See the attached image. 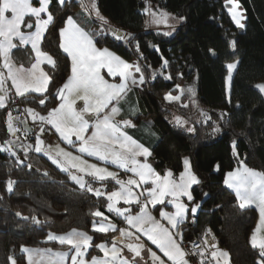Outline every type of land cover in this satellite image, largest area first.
Instances as JSON below:
<instances>
[{
	"label": "trees",
	"instance_id": "16d2710c",
	"mask_svg": "<svg viewBox=\"0 0 264 264\" xmlns=\"http://www.w3.org/2000/svg\"><path fill=\"white\" fill-rule=\"evenodd\" d=\"M227 1L95 0L101 20L88 9L93 0H66L63 4L51 0L54 22L41 44L43 52L56 61L55 67H46L51 77L48 90L11 96L6 107L0 108V149L11 142L9 151L0 150V264H11L12 259L23 264L25 247L65 248L49 241L48 234H64L73 228L92 236L93 245L112 244L125 224L108 211L104 196L78 187L46 155L25 147L33 144L41 127L35 128L38 121L27 115V109L47 116L59 104L57 89L70 75V58L59 47L60 31L68 17L93 31L98 46L139 65L144 83L130 89L125 100L138 110L129 118L148 126L156 136L149 157L155 170L162 175L170 170L178 177L187 159L199 179L191 190L193 199H184L188 213L180 225L181 239L197 242L212 231L220 249L229 253L230 264H260L264 258L251 243L257 211L240 208L224 181L240 162L264 172V100L255 90L257 84H264V0H236L246 17L244 28L234 24ZM147 3L179 21L175 33L147 29ZM11 55L16 64L25 67L35 61L33 50L25 45L16 47ZM232 63L237 66L227 88V65ZM168 95L179 99L170 102ZM9 113L18 123L26 120L32 131L25 134L22 126L12 136L7 127ZM87 179L100 191L119 187L111 179ZM9 180L14 181L11 191ZM194 205L199 206L196 215ZM96 211L104 216L93 215ZM132 211H138V205ZM102 220L111 221L117 230L94 231L93 224ZM89 254L99 256L101 250L93 247Z\"/></svg>",
	"mask_w": 264,
	"mask_h": 264
},
{
	"label": "snow or ice",
	"instance_id": "6c2138e0",
	"mask_svg": "<svg viewBox=\"0 0 264 264\" xmlns=\"http://www.w3.org/2000/svg\"><path fill=\"white\" fill-rule=\"evenodd\" d=\"M59 2L63 4L64 0H59ZM228 2L233 5L230 9L232 19L238 27L243 28L244 24L241 22L243 15L238 11L239 3L236 0H228ZM37 3L39 6H34L32 0H0V55L4 58L3 67L7 69V77L0 72V93H4L0 95V108L6 107L9 98L7 89L4 87L6 79H11L16 94L21 97L29 92L44 93L48 90L51 77L40 66L46 61L55 67L56 61L51 55L43 52L40 45L49 26L53 24L54 17L49 11L51 0H37ZM92 8L95 9L96 15L103 20L95 0H93ZM42 14H46V18ZM26 17H28L27 20ZM166 18L167 14H163L157 22H166ZM22 28H35V30L26 32L22 31ZM113 35L117 39L121 38L115 31H113ZM60 36L62 42L59 47L71 59V75L56 92L62 102L58 107L53 108L47 116L40 115L34 109H27V112L33 121L39 120L41 125H51L69 145L76 147V141H78L80 153H86L100 161L115 164L118 168L133 173L135 178L129 177L126 181L122 180L118 178L116 172L110 171L107 167L89 163L82 156L73 155L72 152L66 151L59 145L55 147V155H52V152L49 151L51 146L46 149L45 142L40 137L36 138L35 151H43L48 154L53 163L63 171L75 169L76 172L71 175V179L81 188H86L88 192H94L96 196L107 195V200L110 201L107 205L108 211H115L117 215L124 216L128 225L135 229V232L128 229L119 230L121 237H135V242L126 245L127 249L135 254V257H141L146 247L145 244L139 242L140 236L136 234L141 233L163 253V256L171 264H189L186 258L189 253L176 238L180 233L174 234L171 229L178 228L188 213V207L182 202L181 197L186 196L191 201L193 196L189 189L192 185L200 182L192 172L190 162L187 159L184 160L185 170L180 174L178 181L172 178L173 173L170 170L166 175L161 176L151 164L146 162V158L152 155L149 148L134 140L123 131L121 122L115 121L114 117L119 114L120 109L113 106L109 111H105L110 104L118 103L123 98L130 90V84L144 83L142 74L139 80L133 75V71L141 72L139 65L129 64L107 48H97L93 34L81 27L72 17L67 18V26L61 29ZM14 40H18L25 46L30 44L32 50L35 51L36 60L30 68L25 69L23 65L16 67L13 64L11 52L17 47ZM232 44L234 47L235 41ZM236 66L235 63L227 65L229 86L231 73L236 69ZM102 69H106L107 74L112 77H120L122 82L119 84L109 83L101 75ZM168 79L171 77L169 76ZM256 87L264 92V84ZM166 99L171 102L178 100L179 97L168 95ZM77 100L84 102L83 107L79 110L75 106ZM39 103L45 104V99H40ZM14 119L9 113L7 125L13 136L19 131L14 124ZM122 124L126 127H135L128 120L123 121ZM90 128L93 130L89 134ZM39 131L43 134L44 127L41 126ZM27 132L28 129H25V134ZM10 148L11 142L8 143V147L0 150L9 151ZM138 157H144L145 162H141ZM77 173H83V175ZM84 176H89L97 181L111 179L115 181L116 185H119V190L105 193L99 189H93ZM150 182L153 186L144 189L147 196L139 214L125 215L130 210L116 206L120 201L125 204H140L139 197L144 192L137 194L134 188H141L142 185H148ZM224 182L229 188L234 189L240 208L244 209L255 205L259 209L261 222L251 237V243L253 248L259 249L260 256L264 258V235H261L264 232V173L244 167L242 171L229 172ZM13 184L14 181H8L9 191L12 190ZM166 197L172 198L169 202L174 204L175 212H160V215L168 221L170 228L163 226L147 211L149 204L153 207L163 204ZM197 207L199 206L197 205ZM195 211L196 208H193L192 212ZM93 215L104 216L100 211H96ZM35 222L39 223L38 220ZM93 229L102 233L117 230L114 224L99 222L93 224ZM47 239L57 241L60 245H67L68 250L53 252L51 249L39 250L25 247L22 251L27 254L28 264H69V260L70 264H130L127 258L121 256L123 249H118L115 244L110 249L105 243L93 245L92 236L75 228L61 235L49 233ZM93 247H98L104 253L103 258H86L87 250ZM213 247L216 248L211 252L214 264H221V260L223 264H230L229 253L220 250L216 245ZM148 251L151 253L153 264H165V260L156 252L151 249ZM12 264H17L16 259H12ZM131 264H137V262L133 260ZM260 264H264V259H261Z\"/></svg>",
	"mask_w": 264,
	"mask_h": 264
},
{
	"label": "crops",
	"instance_id": "0c3cea01",
	"mask_svg": "<svg viewBox=\"0 0 264 264\" xmlns=\"http://www.w3.org/2000/svg\"><path fill=\"white\" fill-rule=\"evenodd\" d=\"M237 3H239L238 1H236ZM229 6H230V8H232L233 7V5L231 4V3H229L228 4ZM239 5H240V8L238 9V11H240L241 13H242V15H243V19H242V23L244 24V22H245V20H246V17L244 16V11L241 9V4L239 3ZM228 13H229V15L231 16V18H232V15H231V11H230V9H228ZM10 15V14H9ZM233 20V19H232ZM233 22H234V24L236 25V27H238L237 26V24L235 23V21L233 20ZM244 27H245V24H244ZM243 27V28H244ZM240 28V27H239ZM46 34V33H45ZM42 44V43H41ZM29 46L31 47V45L29 44ZM40 47H41V45H40ZM13 50V49H12ZM42 50V49H41ZM34 51V50H33ZM43 51V50H42ZM12 53V52H11ZM34 53H35V51H34ZM123 59V58H122ZM11 60H12V62H13V64L16 66V67H19V66H21V65H18V64H16L15 62H14V60H13V58H12V55H11ZM35 60H36V54H35ZM125 60V59H124ZM125 61H127V60H125ZM128 62V61H127ZM35 63V62H34ZM129 64H134V63H130V62H128ZM2 65H3V63H2ZM135 65V64H134ZM25 69H28V68H30V67H25V66H23ZM41 69L44 71V72H46L47 73V70H46V67H52L51 65H49L46 61H44L43 63H41ZM0 68H2V71L3 70H6L7 71V69H5L4 67H0ZM235 71V70H234ZM233 71V72H234ZM106 72V71H105ZM134 72V76H135V78L137 79V80H139V77L141 76L140 75V72H135V71H133ZM232 72V73H233ZM48 74V73H47ZM48 76H49V74H48ZM104 78L106 79V80H108V81H111L112 80V76H110V75H105L104 76ZM118 78V77H117ZM8 81V84H9V86L10 85H12V81H11V79H8L7 80ZM50 83V82H49ZM141 85L142 84H137V85H130L129 86V89H134V88H140L141 87ZM48 86H49V84H48ZM228 88V87H227ZM12 91V92H11ZM130 90H128L127 92H126V94L129 92ZM7 92H9L10 93V95L11 96H14V97H19V95H17L16 94V91H15V87H13V88H11V89H9V90H7ZM29 93H34V94H44V93H38V92H29ZM28 94V93H27ZM125 94V95H126ZM125 95L123 96V98L122 99H120L119 100V102L117 103H114V104H111V106H110V108H108V109H105V111L106 110H110L111 109V107H113V106H116V107H118L119 109H120V112H119V114L118 115H116L115 117H114V119H115V121H118V122H121V126H122V129H123V131H125L129 136H131L134 140H136V141H138L140 144H143L145 147H147V148H149V150L151 151V153H152V146L155 144V141H156V136H155V134L150 130V128L148 127V126H146V125H139V124H136L135 123V121H133V119L132 118H129L130 116H133V115H135V114H137V112H138V110H136V108L135 107H133V105H131L128 101H126L125 100ZM120 101H123V105H121V104H119L120 103ZM52 110V109H51ZM50 110V111H51ZM107 112V111H106ZM25 115V114H24ZM27 115L29 116V113H27ZM13 116V115H12ZM14 117V116H13ZM30 117V116H29ZM15 118V117H14ZM31 118V117H30ZM32 119V118H31ZM30 119V120H31ZM124 119V120H123ZM126 120H128V121H131V123L133 124V125H135V127H130V126H123V124H122V122L123 121H126ZM40 124H41V122L39 121V120H37ZM14 124L17 126V124H18V121L16 120V118L14 119ZM41 126H43L44 127V129H45V135H47V136H49L50 138H51V141L52 142H55V143H57L55 146H54V148L57 146V145H65L66 146V151H69V152H76L77 154H73V155H79V156H82L85 160H87L89 163H93V164H97L98 166H100V167H107L110 171H113V172H116L117 174H118V178H120V179H122V180H127L129 177H133V178H135L134 176H133V173H131V172H126L125 170H123V169H121V168H118L115 164H111V163H106V162H104V161H100V160H98L96 157H94V156H88L86 153H80L79 151H78V147H79V142L78 141H76V147H73L72 145H70V146H67L66 144H68V143H63V144H60V142H61V140H60V138H59V135H58V133L55 131V129L54 128H52V126L51 125H48V124H43V125H41ZM40 129V128H39ZM93 129H89V134L91 133V131H92ZM46 136V137H47ZM35 137H36V135H35ZM73 140H75V137H73ZM37 145H36V141L34 140V142H33V144L32 145H27V144H25V147L27 148V149H31V150H33V151H35V147H36ZM47 148V147H46ZM49 151H51V152H55L54 150H51V149H49ZM36 152V151H35ZM37 153H41V154H44V155H46L51 161H52V159L50 158V156L48 155V154H46L45 152H37ZM52 155H55L54 153H52ZM150 157V156H149ZM149 157H147L146 158V162L147 163H149V164H151L150 162H149ZM138 159H140L141 160V162H145V158L144 157H138ZM53 162V161H52ZM55 164V163H54ZM56 165V164H55ZM57 166V165H56ZM152 166V165H151ZM58 167V166H57ZM153 167V166H152ZM60 168V167H59ZM154 168V167H153ZM61 169V168H60ZM155 169V168H154ZM68 173H69V175H70V177H71V175H72V172H76V170L75 169H70V171H67ZM156 172H158V171H156ZM159 173V172H158ZM78 175H83V173H77ZM160 174V173H159ZM161 176H164V175H166V174H164V175H162V174H160ZM89 176H84V179L88 182V178ZM179 177H180V175L178 176V177H176V176H174L173 175V179H175V180H179ZM227 179V175H226V178H225V180ZM72 180V179H71ZM73 181V180H72ZM76 185H77V183L75 182V181H73ZM78 186V185H77ZM153 185H151V182L148 184V185H142V187L141 188H134V191L137 193V194H139V193H141V192H144V194L143 195H140V204H136V203H132V204H125L123 201H120V203L119 204H117L116 206L117 207H119V208H121V209H125V208H127V209H129L130 211L128 212V213H125V215H137V214H139V212H140V208L142 207V205H143V203L145 202V197L147 196V192L146 191H144V189H146V188H148V187H152ZM193 186V185H192ZM79 187V186H78ZM228 187V186H227ZM229 188V187H228ZM229 189H231V190H233L232 188H229ZM117 190H119V187L117 188V189H115V190H113V191H117ZM101 192H105V191H101ZM105 193H107V192H105ZM106 199H107V195H103ZM182 198V197H181ZM184 198H186V197H184ZM172 198L171 197H166L165 198V202L163 203V204H157V205H155V207H153L151 204H149V207H148V209H147V211L152 215V216H154L155 218H156V220L157 221H159L163 226H165V227H171L169 224H168V221L166 220V219H164L163 217H161V215H160V212H168V213H174L175 212V206H174V204L173 203H170L169 201L171 200ZM107 202L108 203H110V201H108L107 200ZM108 205V204H107ZM133 205H138V211H136V212H133L132 211V206ZM164 205V206H163ZM157 206H161L159 209H155ZM108 209V208H107ZM111 214H113V215H115V216H117V217H119V218H121L124 222H125V224L120 228V229H128L129 231H132V232H135V229H132L129 225H128V223H127V221L125 220V218H124V216H119V215H117L116 214V212L115 211H112V212H110ZM185 220H186V218H185ZM184 220V221H185ZM183 221V222H184ZM182 222V223H183ZM99 223H105V224H108V223H111V224H113L111 221H109V220H102V221H100ZM181 223V224H182ZM180 224V225H181ZM180 225L178 226V228H176V229H171V231L174 233V234H176L177 232L178 233H180V235L179 236H177L176 238H177V240L181 243V232H180ZM78 230V229H77ZM79 231H81V230H79ZM85 232V231H84ZM65 234V233H64ZM137 235H139L140 236V243H143V244H145L146 245V247H145V249H144V251L142 252V256L141 257H135V254L134 253H132V252H130L128 249H127V247H126V245L128 244V243H133V242H135V237H121V240L120 241H115L114 243H112V244H107V246H108V248L110 249L111 247H112V245L113 244H115L116 245V247L118 248V249H123V252L121 253V256H122V258H127L128 260H129V262H130V264H131V262L133 261V260H135L136 262H137V264H153V261H152V257H151V253L148 251V249H151V251H154V252H156L157 253V255H159L163 260H165V264H171V262H169V261H167V258L166 257H164L163 256V253L162 252H160V250L155 246V245H153L152 243H151V241H149L148 239H147V237H145V236H143L141 233H136ZM58 235H61V234H58ZM118 236H120V231L118 232ZM117 239V238H116ZM57 242V241H56ZM57 243H59V242H57ZM124 243V244H123ZM65 246V248H52V247H27V248H29V249H39V250H44V249H51L53 252H55V251H67L68 250V246L67 245H64ZM181 246H182V243H181ZM91 249V248H90ZM90 249H88L87 251H88V256L86 257V258H90V257H99V258H103V256H104V253L101 251V255H99V256H97V255H90L89 253H90ZM221 250V249H220ZM25 254V262L23 263V264H28V260H27V254L26 253H24ZM70 255H71V253H70ZM11 264H12V261H11ZM17 264H19L18 262H17ZM69 264H70V260H69ZM221 264H222V262H221Z\"/></svg>",
	"mask_w": 264,
	"mask_h": 264
},
{
	"label": "rangeland",
	"instance_id": "374dc122",
	"mask_svg": "<svg viewBox=\"0 0 264 264\" xmlns=\"http://www.w3.org/2000/svg\"><path fill=\"white\" fill-rule=\"evenodd\" d=\"M66 0H64V2H65ZM32 2H33V5L34 6H39L38 5V3H37V0H32ZM226 4H227V7H228V9H231L230 8V6L228 5L229 4V2L227 1L226 2ZM88 9L92 12V13H94L95 12V9H93L92 8V3H90V4H88ZM227 9V10H228ZM144 12H145V14H146V27H147V29H153V30H157V31H160V32H163V33H165V34H173V33H175V31H176V28H177V26L179 25V21L178 20H176L172 15H170L167 11H165V10H161V9H159L157 6H155L154 4H151V3H147L146 4V8L144 9ZM94 14H96V13H94ZM163 14H167V18H166V22H157V21H159L160 20V17L163 15ZM42 16L44 17V18H46V14H42ZM26 18H28V17H26ZM74 19V18H73ZM75 20V19H74ZM67 26V21H66V23H65V26L64 27H66ZM82 27V26H81ZM84 28V27H83ZM85 29V28H84ZM35 30V28H33V30L32 31H34ZM86 31H88V32H90V33H92L93 34V31H89V30H87V29H85ZM22 31H25L23 28H22ZM27 32V31H26ZM93 39H94V41H95V38H94V36H93ZM61 42H62V38H61ZM96 42V41H95ZM14 43H16L17 44V47L18 46H23L22 44H20L19 43V41L18 40H14ZM27 46H29V45H27ZM30 47V46H29ZM96 47L97 48H100V49H104L105 47H100V46H98L97 45V43H96ZM31 48V47H30ZM32 49V48H31ZM108 49V48H107ZM14 50V49H13ZM12 50V51H13ZM109 51H111V52H113V53H115L114 51H112V50H110V49H108ZM34 52V51H33ZM117 56H119L117 53H115ZM34 55H35V53H34ZM119 57H121V56H119ZM70 58V57H69ZM122 58V57H121ZM124 60V59H123ZM35 62V61H34ZM33 62V63H34ZM2 63H4V58H3V56L2 55H0V67L2 66L3 67V65H2ZM70 63H71V59H70ZM131 63V62H130ZM136 65V64H135ZM106 71V72H105ZM0 72H2V73H4V75H5V77H7V71L6 70H3L2 71V68H0ZM70 75H71V71H70ZM70 75H69V77H70ZM101 75H103V76H105V75H107V70L106 69H102L101 70ZM133 75H134V72H133ZM232 75H233V73H231V79H232ZM118 77V76H117ZM112 77V80L111 81H108L109 83H115V84H119V83H121L122 82V80H121V78L120 77ZM8 79H6L5 80V84H4V87H5V89H7V90H9V89H11V88H13L14 86H13V84L12 85H10L9 86V84H8V81H7ZM131 85V84H130ZM227 87L229 88L230 86H229V81H228V77H227ZM12 92V91H11ZM4 93H0V95H3ZM28 94H30V93H28ZM27 95V94H26ZM59 99H60V97H59ZM62 101H61V99L59 100V104L57 105V107L60 105V103H61ZM7 103H8V100H7V102H6V105H7ZM83 101H81V100H77L76 101V108H77V110H79V109H81L82 107H83ZM114 103H116V102H113V104ZM110 106H111V104L109 105V108H110ZM12 116V115H11ZM30 117H31V115H29ZM13 117V116H12ZM14 118V117H13ZM32 118V117H31ZM86 118H87V116H86ZM7 120H8V117H7ZM124 120V119H123ZM16 126V125H15ZM7 127H8V125H7ZM17 127V126H16ZM9 131V130H8ZM9 133L12 135V133L9 131ZM18 133V132H17ZM17 133H16V135H17ZM15 135V136H16ZM58 135H59V133H58ZM13 136V135H12ZM47 135H45V131H44V133L43 134H41V132L39 131V128H38V130L36 131V137H35V141H36V138L37 137H40V139H42V140H44V147L46 148V149H49V146H51V150H54L55 151V148H54V146L57 144V143H55V142H52L51 141V138L49 137V136H47ZM59 138H60V140H61V142H60V144H63V143H67L66 141H64L61 137H60V135H59ZM67 146H70L69 144H66ZM59 147H61V148H64L65 150H66V146L65 145H60ZM52 153H54L55 154V152H52ZM72 154H77L76 152H72ZM191 165V164H190ZM244 167H247V168H249V169H252V170H255V171H258V172H261V173H264L262 170H260V169H258V168H252V167H249V166H247V165H245L243 162H240L239 163V165L235 168V169H233V170H231V171H229V172H234V171H237V170H240V171H242L243 170V168ZM184 170H185V165H184V169H183V172H184ZM191 170H192V172L194 173V171H193V168H192V166H191ZM228 172V173H229ZM74 172H72V174H73ZM227 173V174H228ZM195 174V173H194ZM196 175V174H195ZM71 178V177H70ZM78 186H79V184H77ZM195 185V184H194ZM193 185V186H194ZM226 185V184H225ZM192 186V187H193ZM227 186V185H226ZM80 187V186H79ZM192 187L189 189V191L191 192V190H192ZM81 188V187H80ZM233 192H234V194H235V191H234V189L232 190ZM186 197V196H185ZM184 199H186V200H188L187 199V197L186 198H184V197H182L181 198V200H182V202L184 203V204H186L187 205V203H186V201L184 200ZM238 199V198H237ZM187 207H188V205H187ZM193 208H196V211L193 213L194 215H196L197 213H198V211H199V207H197V205H194L193 207H192V209ZM249 208H255L256 209V211H257V222H256V225H255V228H254V231H253V233L255 232V230L260 226V222H261V215H260V211H259V209L255 206V205H252L251 207H249ZM103 224H105V223H103ZM253 233H252V235H253ZM252 235H251V237H252ZM261 235H264V232H262L261 233ZM117 238H121V236H118ZM222 250V249H221ZM222 251H224V250H222ZM221 262H222V264H223V261L221 260Z\"/></svg>",
	"mask_w": 264,
	"mask_h": 264
},
{
	"label": "built area",
	"instance_id": "2783aa9c",
	"mask_svg": "<svg viewBox=\"0 0 264 264\" xmlns=\"http://www.w3.org/2000/svg\"><path fill=\"white\" fill-rule=\"evenodd\" d=\"M7 94L9 100L11 95L9 92H7ZM39 125V122L34 123L35 128H38ZM22 126V122L17 124V128L19 130L22 129ZM181 243L185 251L189 253V255L186 257L189 261V264H214L212 261L211 252L215 251L216 248H214L213 245H216L220 249L219 239L212 231H207L200 241L191 242L181 239Z\"/></svg>",
	"mask_w": 264,
	"mask_h": 264
},
{
	"label": "water",
	"instance_id": "95a60500",
	"mask_svg": "<svg viewBox=\"0 0 264 264\" xmlns=\"http://www.w3.org/2000/svg\"><path fill=\"white\" fill-rule=\"evenodd\" d=\"M257 85H260V84H257ZM256 86H255V90L262 96V98L264 100V92H261L259 90V88H257ZM22 124L24 126V129H28V132H31L32 131V128L28 125L27 121L24 120L23 118H22ZM120 240H121V238H117L115 241L117 242V241H120Z\"/></svg>",
	"mask_w": 264,
	"mask_h": 264
}]
</instances>
